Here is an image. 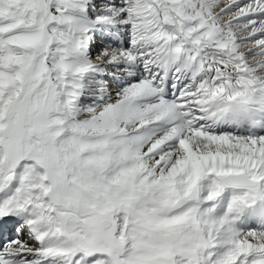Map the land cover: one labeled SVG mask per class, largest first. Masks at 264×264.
I'll use <instances>...</instances> for the list:
<instances>
[{
    "label": "snow or ice",
    "instance_id": "1",
    "mask_svg": "<svg viewBox=\"0 0 264 264\" xmlns=\"http://www.w3.org/2000/svg\"><path fill=\"white\" fill-rule=\"evenodd\" d=\"M0 264H264V0H0Z\"/></svg>",
    "mask_w": 264,
    "mask_h": 264
}]
</instances>
